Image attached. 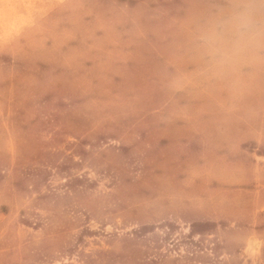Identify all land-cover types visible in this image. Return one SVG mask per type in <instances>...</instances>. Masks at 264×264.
<instances>
[{"label": "rangeland", "instance_id": "rangeland-1", "mask_svg": "<svg viewBox=\"0 0 264 264\" xmlns=\"http://www.w3.org/2000/svg\"><path fill=\"white\" fill-rule=\"evenodd\" d=\"M0 264H264V0H0Z\"/></svg>", "mask_w": 264, "mask_h": 264}]
</instances>
